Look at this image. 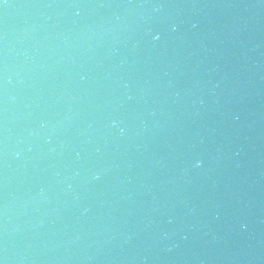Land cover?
I'll return each instance as SVG.
<instances>
[{"label":"water","instance_id":"obj_1","mask_svg":"<svg viewBox=\"0 0 264 264\" xmlns=\"http://www.w3.org/2000/svg\"><path fill=\"white\" fill-rule=\"evenodd\" d=\"M121 0H0V261L99 264Z\"/></svg>","mask_w":264,"mask_h":264},{"label":"clouds","instance_id":"obj_2","mask_svg":"<svg viewBox=\"0 0 264 264\" xmlns=\"http://www.w3.org/2000/svg\"><path fill=\"white\" fill-rule=\"evenodd\" d=\"M155 38H158V37H155ZM199 164H200V161H197V166H199Z\"/></svg>","mask_w":264,"mask_h":264},{"label":"snow or ice","instance_id":"obj_3","mask_svg":"<svg viewBox=\"0 0 264 264\" xmlns=\"http://www.w3.org/2000/svg\"><path fill=\"white\" fill-rule=\"evenodd\" d=\"M0 264H3V262H2V261H0Z\"/></svg>","mask_w":264,"mask_h":264}]
</instances>
